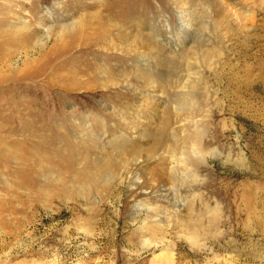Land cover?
Segmentation results:
<instances>
[{
	"label": "rangeland",
	"instance_id": "obj_1",
	"mask_svg": "<svg viewBox=\"0 0 264 264\" xmlns=\"http://www.w3.org/2000/svg\"><path fill=\"white\" fill-rule=\"evenodd\" d=\"M0 264H264V0H0Z\"/></svg>",
	"mask_w": 264,
	"mask_h": 264
},
{
	"label": "bare ground",
	"instance_id": "obj_2",
	"mask_svg": "<svg viewBox=\"0 0 264 264\" xmlns=\"http://www.w3.org/2000/svg\"><path fill=\"white\" fill-rule=\"evenodd\" d=\"M178 3V2H177ZM184 9V8H183ZM188 9V8H187ZM189 12L187 11V10H184V11H179L178 12V18H179V20H180V24H181V27H180V31L181 30H187L188 29V26L186 27V22L184 21V18H186V21H187V23L188 24H191L192 22H191V16H190V14H188ZM46 21H43V20H41L40 21V27H42V28H44V29H46V30H40V35H39V38L40 39H42L43 37H45V36H47V35H49L50 34V32L52 31V28H51V26L50 27H48L47 25H46V23H45ZM25 24H27L26 22H24V21H21L20 22V26H17V28H19V27H21V30H23V33L25 32V34L26 35H28V30H27V28H26V26H25ZM37 25V24H36ZM74 25H75V23H72V24H60L59 25V33H62V32H64V31H66L67 29L69 30V28H71V29H73V27H74ZM38 26V25H37ZM51 28V29H50ZM38 29V28H37ZM182 32V31H181ZM37 33V32H36ZM35 33V34H36ZM39 34V33H38ZM180 35V37H183V35L182 34H179ZM34 37V36H33ZM156 41L159 43L160 42V44H161V39L159 40V38H156ZM155 41V42H156ZM156 42V43H157ZM166 45H170L169 43H166ZM175 44H173V46H174ZM165 46V45H164ZM141 56H143V55H141ZM141 56H140V58H139V61L140 62H142V59H141ZM47 58V57H46ZM163 58V57H162ZM45 59V58H44ZM50 59V58H49ZM49 59H48V61H49ZM52 60V59H51ZM163 61H164V58H163ZM145 62V61H144ZM45 63V62H44ZM46 64H49V63H46ZM146 64V63H145ZM43 66H45V65H43ZM41 70V69H40ZM46 69H44V71H45ZM39 73V72H38ZM39 75H40V73H39ZM34 78V77H33ZM137 96L139 97V98H136V105H138L139 106V108H140V110H143V108H144V105L145 104H143V101L142 102H140L139 100H140V96H141V94H137ZM143 98V97H142ZM145 102V101H144ZM142 116L144 115V112H142V114H141ZM144 119V117L143 118H141V117H139V120H143ZM131 125V127L130 126H128L129 127V130H131V132H129L130 133V135H131V137L130 138H128V135H126L125 133H121L120 135H118L119 137H118V139L119 140H112V142H117L116 144H117V147L118 148H120L121 147V143H125V144H127L129 141H131V140H133L134 138H135V136L137 137V135L139 136V133H142L141 132V125L139 124V125H137V123H136V125H137V131H136V127L135 126H132L133 124H135V122H133V123H130ZM133 129V130H132ZM128 132V131H127ZM120 133V132H119ZM144 135V134H143ZM131 139V140H130ZM111 142V143H112ZM120 142V143H119ZM127 142V143H126ZM109 142H107V144H108ZM113 144H115V143H113ZM112 145V144H111ZM117 148V149H118ZM121 149V148H120ZM133 155V154H132ZM147 161L148 160H145L143 163H141L142 164V166H140L141 167V169H143V168H145L146 166L145 165H147ZM139 167V166H138ZM137 185V184H136ZM136 185L134 186V187H136ZM138 185H139V183H138ZM143 189V187H136V190H140L141 191V194H143V195H145V193H144V191L142 190ZM139 191V192H140ZM149 245V244H148ZM148 245H146V246H148Z\"/></svg>",
	"mask_w": 264,
	"mask_h": 264
}]
</instances>
